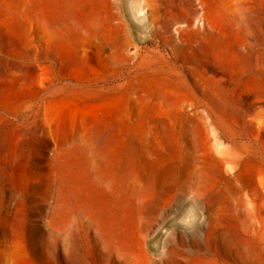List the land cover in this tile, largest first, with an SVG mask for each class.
Returning a JSON list of instances; mask_svg holds the SVG:
<instances>
[{"label":"rangeland","instance_id":"obj_1","mask_svg":"<svg viewBox=\"0 0 264 264\" xmlns=\"http://www.w3.org/2000/svg\"><path fill=\"white\" fill-rule=\"evenodd\" d=\"M16 1L0 264H264V0Z\"/></svg>","mask_w":264,"mask_h":264},{"label":"bare ground","instance_id":"obj_2","mask_svg":"<svg viewBox=\"0 0 264 264\" xmlns=\"http://www.w3.org/2000/svg\"><path fill=\"white\" fill-rule=\"evenodd\" d=\"M87 0H37V2H41L39 4V7H41L44 12L50 14L54 11H60V12H66L67 14L75 13L76 15L83 16L87 9L89 8V4L85 3ZM95 1V0H91ZM135 3L138 5L139 10L141 11V0H134ZM12 2V3H11ZM72 4L77 5V7L70 6ZM81 4V5H78ZM109 4V3H108ZM30 8L37 9V6L35 3L31 1ZM52 9V10H51ZM3 12L11 13V18L14 21L20 20V12H19V4L16 0H0V19H2ZM97 14V13H96ZM2 37L1 31H0V40ZM13 42V41H12ZM30 84V81L28 79H19L14 81V87L17 90H21L22 88H26V85ZM2 125H0V131H1ZM1 135V132H0Z\"/></svg>","mask_w":264,"mask_h":264}]
</instances>
